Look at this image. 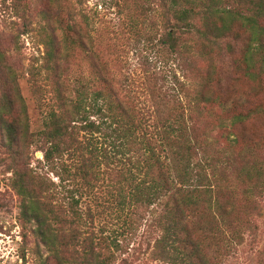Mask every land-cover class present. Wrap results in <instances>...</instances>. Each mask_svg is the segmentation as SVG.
Segmentation results:
<instances>
[{"label":"trees","instance_id":"16d2710c","mask_svg":"<svg viewBox=\"0 0 264 264\" xmlns=\"http://www.w3.org/2000/svg\"><path fill=\"white\" fill-rule=\"evenodd\" d=\"M74 1L78 7L87 0ZM120 1L122 18L128 0ZM65 2L46 0L45 25L34 28L43 50L29 69L38 95L36 128L19 88L24 74L7 66L0 76V134L12 157L16 149L21 158L9 178L20 199L19 219L34 224L59 264H115L119 235L95 232L96 215L133 225L149 213L157 260L210 264L201 215L212 216L210 232L218 236L228 215L223 177L231 160L247 187L246 225L264 201V0L147 1L160 15L145 35L149 48L178 63L185 79L176 70L165 76V111L144 102L148 78L123 75L115 46L95 40L88 15ZM133 5L138 15L131 20L139 23L150 8L138 0ZM10 9L25 22L18 38L31 33V14ZM241 81L248 84L243 94L234 90ZM155 84L150 89L157 92ZM207 117L215 119L212 128ZM252 121L258 134L245 132ZM36 152L42 159L32 166Z\"/></svg>","mask_w":264,"mask_h":264},{"label":"rangeland","instance_id":"374dc122","mask_svg":"<svg viewBox=\"0 0 264 264\" xmlns=\"http://www.w3.org/2000/svg\"><path fill=\"white\" fill-rule=\"evenodd\" d=\"M147 1L138 0V3L148 9L150 5ZM45 2L46 0H0V53L6 51L10 54V59H0V76L6 74L7 66H10L17 75L24 74V77L19 80V88L27 104L32 128L38 126L40 114L37 108L38 95L34 94V83L29 82L31 79L29 69L31 65L38 64L36 59L40 57V51H43L42 46L37 44L38 33L35 29L40 24L45 25L44 14L40 12L43 10ZM115 3L117 0H87L76 7L75 1L69 0V4L66 2L64 4H68L65 7H76L75 13L77 14L81 11L88 15L91 34L95 40L100 38L101 45L104 46L106 42H111L115 46V55H119L122 59L116 57L119 61H123L121 65L123 75H132L133 77L140 75L139 78L142 75L144 79L148 78L149 89L146 91L144 102L147 105L154 103L159 110L165 111L166 101L163 99V91L168 92V84H164L165 76L173 75L176 70L177 78L182 81L185 79L182 78L183 72L177 68L178 63L166 59L165 55L158 52L157 49L149 48L150 44L145 35L152 33L150 21H160L159 11L151 7L152 10L144 11L145 15L139 18L138 23L136 20H131L138 15L133 0L124 2L123 10L126 16L122 14V18ZM120 4H122L121 1ZM11 6L14 11L16 10L20 14H31L33 29L35 28L31 33L23 34L18 38V33L24 30L25 22L12 18L9 14ZM143 21L144 23L141 24ZM131 29L133 32H130ZM195 65L198 68L199 61ZM154 83H156L155 87L159 88L157 92L150 89ZM234 90L243 94L248 91V84L245 81L235 83ZM213 111L216 112V110ZM214 120L213 117H207L204 122L209 128H212ZM252 125H254V121L244 126L245 132L253 131L254 134H258L259 129L253 128ZM15 152L16 149L13 158V151L7 149L5 140L0 134V264H59L58 261H55L53 253L47 250L46 246L37 238L34 233V224H27L19 219L20 199L11 188L9 181L10 169L19 168L21 163L19 160L21 158L18 159L17 156L15 158ZM33 157L31 165L35 166L37 160L42 159V153L36 152ZM239 170L238 164L234 166L233 160H231L230 166L227 168L228 172L223 177V185L228 187L224 189L225 201L228 203L226 204L228 215L223 220L226 222L224 227L227 225L229 231L220 225L221 231L218 230V236H214L210 232L211 226L209 225L213 222L212 216L208 213L201 215L203 225L207 228L206 235L201 239V242L205 246L204 248L208 247L206 252L210 264L264 263V201L260 202L259 215L251 218L248 221L249 225H246L245 221L251 212H248V203L244 196L247 187L239 178ZM50 178L58 182L57 178L52 175ZM100 202L103 203V200ZM89 205L86 202L80 208L85 210ZM102 206L104 205L102 204L98 209L102 210ZM109 215L111 214L96 215L93 226L98 234H101L99 230L103 229L106 235L112 236L114 233L119 235L122 249L117 252L118 260L115 264H119L122 259H126L127 264H164L157 260L154 254L153 245L157 232L151 227L149 213L136 217L133 225L129 221H125L126 219L119 220L114 215ZM239 221L241 224L234 226ZM217 237L221 247L216 244ZM68 238L65 241H68ZM97 239L95 238L94 243H99ZM74 255L76 258L78 257L75 253Z\"/></svg>","mask_w":264,"mask_h":264}]
</instances>
